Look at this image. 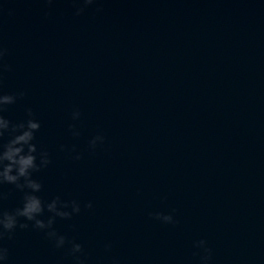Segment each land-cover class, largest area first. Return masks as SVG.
<instances>
[{"label": "water", "instance_id": "water-1", "mask_svg": "<svg viewBox=\"0 0 264 264\" xmlns=\"http://www.w3.org/2000/svg\"><path fill=\"white\" fill-rule=\"evenodd\" d=\"M74 9L0 0V91H24L3 115L23 120L31 107L40 122L33 142L49 163L32 175L42 201L80 202L54 219L61 248L18 217L28 227L0 239L4 264H77L69 239L84 264H199L201 237L209 264H264V0ZM97 132L104 141L90 149ZM0 192V210L20 205L13 184ZM172 209L175 224L148 215Z\"/></svg>", "mask_w": 264, "mask_h": 264}, {"label": "clouds", "instance_id": "clouds-1", "mask_svg": "<svg viewBox=\"0 0 264 264\" xmlns=\"http://www.w3.org/2000/svg\"><path fill=\"white\" fill-rule=\"evenodd\" d=\"M52 0H45V3H51ZM75 5L74 15H79L87 5L94 3V0H72ZM5 49L0 47V58L4 56ZM24 91L19 90L14 93L0 91V138L7 135V139L0 140V184L5 182L13 184L22 191L20 205L12 211L0 210V239L5 234L11 236L12 230L18 225L20 228H26L28 225L24 221L18 224V217H24L27 221H32V227L45 229V236L48 237L56 248L65 245L66 237L53 227L56 217L67 218L73 213L80 211V202L76 199L62 200L59 196H52L47 201H42L37 194L41 189V183L34 178L32 173L49 163V155L46 149L37 150L34 143V131L39 128L40 122L33 118L31 107H26L27 117L19 121H10L3 115L5 105L11 104L19 96H23ZM80 116L79 109H73L71 117L73 120ZM72 136H78L79 130L72 124L68 125ZM104 136L97 132L88 140L90 149H95L98 143H103ZM61 148L64 145H60ZM74 147V146H73ZM74 159L80 158V152H75ZM22 178V179H21ZM4 193L0 192V199ZM163 198V197H162ZM85 208H91L92 202L87 201ZM47 210L50 213L46 218H42V213ZM175 209L169 212H149L148 215L158 218L161 222L175 224L173 213ZM70 247L67 251L73 255L77 264H84L83 259L78 253L82 252V246L75 240H68ZM110 242L104 244V248L110 247ZM195 249L194 255L199 253V264H209L211 258V248L205 239L193 241ZM7 259V249L0 245V264H4ZM113 264H116L114 261Z\"/></svg>", "mask_w": 264, "mask_h": 264}]
</instances>
